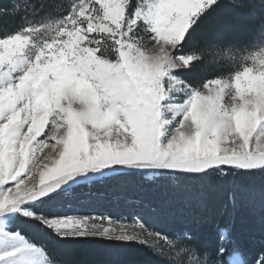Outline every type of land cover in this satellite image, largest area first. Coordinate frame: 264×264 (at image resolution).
<instances>
[{
	"label": "snow or ice",
	"instance_id": "snow-or-ice-1",
	"mask_svg": "<svg viewBox=\"0 0 264 264\" xmlns=\"http://www.w3.org/2000/svg\"><path fill=\"white\" fill-rule=\"evenodd\" d=\"M218 7L71 0L59 20L0 37V264H63L22 226L54 244L159 237L140 218L117 226L62 212L94 183L264 179V44L228 79L183 78L202 61L185 50ZM188 254L190 264H239L222 243L203 260L194 244Z\"/></svg>",
	"mask_w": 264,
	"mask_h": 264
},
{
	"label": "trees",
	"instance_id": "trees-1",
	"mask_svg": "<svg viewBox=\"0 0 264 264\" xmlns=\"http://www.w3.org/2000/svg\"><path fill=\"white\" fill-rule=\"evenodd\" d=\"M70 3L71 0H0V37L19 31L26 22L36 25L63 16ZM218 3L210 23L197 31L192 46L185 50L202 56L194 71H183V78L197 86L223 78L234 69L235 63H228L224 58L218 60L217 56L229 51L252 53L264 44V0H218ZM178 184V188L195 195L197 202L190 203L189 210L184 207L179 220L172 217L171 221L165 220L164 226L146 228L172 241L185 257H169L167 253H156L155 248L135 242L93 239L54 244L43 234L26 226L22 228L50 258L63 264H190L187 254L193 244L200 249L201 260L205 249L215 251L221 243L229 252L239 253L243 264H255L264 256V179L239 177L230 181L214 175L205 182ZM158 212L156 209L151 214ZM180 223L185 227L181 233L176 232Z\"/></svg>",
	"mask_w": 264,
	"mask_h": 264
},
{
	"label": "rangeland",
	"instance_id": "rangeland-1",
	"mask_svg": "<svg viewBox=\"0 0 264 264\" xmlns=\"http://www.w3.org/2000/svg\"><path fill=\"white\" fill-rule=\"evenodd\" d=\"M61 17L62 16L53 17L41 24L55 22ZM29 24L33 23L26 22L23 24V27ZM252 53L229 51L220 57L217 56L218 60L224 58V60L228 61V63H235L234 69L230 70L229 74H227L225 77L219 79H228L234 74L235 71L241 70L244 63L247 62L246 57ZM204 82H202V84ZM144 183L146 187L143 188L135 186H120L112 183H94L91 185V187L85 186L83 189H81L83 192L92 193L90 197L85 198V202L73 203L71 207H69L65 202L61 205V210L62 212L69 215L109 217L117 226L120 224L131 225L134 223L136 218H140L141 222L145 224V227L151 229L156 226H164L168 220H172V217H175L176 219L178 218L177 220H179L180 217L178 216L183 214L184 207L185 209L189 210V204H194L197 202L195 195H190L189 192L184 188H178L179 184L174 180H170L165 184H160L158 177L148 175L144 177ZM197 205L199 204L197 203ZM147 209H149L150 212H147ZM156 209H159V212L157 215L155 214L152 216L151 213H155ZM40 210L42 212H47L49 211V208L47 206H43L40 208ZM148 213L150 214L148 215ZM171 214L174 215L171 216ZM182 223H180L181 226L176 230V232H180L183 230V228H185L182 226ZM93 239H100L109 242V240L102 238H90L89 240ZM144 239L148 240L147 244H150L152 248H155L154 252L156 253H167L169 254V257L174 256L177 258H179V256L185 257L186 255L179 250V247L175 248L173 242L169 239H166L165 237L162 240L156 236L149 237L147 233H145ZM147 244L142 245L147 246ZM232 253L239 255L237 252ZM187 257L192 259L189 254H187Z\"/></svg>",
	"mask_w": 264,
	"mask_h": 264
},
{
	"label": "built area",
	"instance_id": "built-area-1",
	"mask_svg": "<svg viewBox=\"0 0 264 264\" xmlns=\"http://www.w3.org/2000/svg\"><path fill=\"white\" fill-rule=\"evenodd\" d=\"M223 234H225V232H223ZM223 237H225V236H223ZM159 238L163 240L164 237L163 236H161V237L159 236ZM147 246H150V244H147ZM233 254H234L233 255V258L235 260H237L239 262V264H241L242 263V260H241L240 256L238 254H235V253H233Z\"/></svg>",
	"mask_w": 264,
	"mask_h": 264
}]
</instances>
